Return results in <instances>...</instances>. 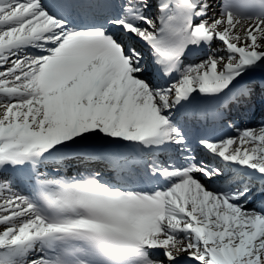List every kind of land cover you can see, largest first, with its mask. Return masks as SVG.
<instances>
[{
	"label": "snow or ice",
	"instance_id": "1",
	"mask_svg": "<svg viewBox=\"0 0 264 264\" xmlns=\"http://www.w3.org/2000/svg\"><path fill=\"white\" fill-rule=\"evenodd\" d=\"M0 264H264V0H0Z\"/></svg>",
	"mask_w": 264,
	"mask_h": 264
},
{
	"label": "bare ground",
	"instance_id": "2",
	"mask_svg": "<svg viewBox=\"0 0 264 264\" xmlns=\"http://www.w3.org/2000/svg\"><path fill=\"white\" fill-rule=\"evenodd\" d=\"M242 123L250 127H257L261 123V116L259 112H257L255 116L248 120L242 121Z\"/></svg>",
	"mask_w": 264,
	"mask_h": 264
}]
</instances>
